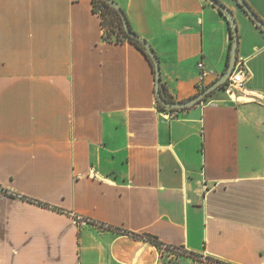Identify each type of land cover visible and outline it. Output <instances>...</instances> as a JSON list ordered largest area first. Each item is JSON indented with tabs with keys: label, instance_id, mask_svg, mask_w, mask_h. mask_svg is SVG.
Masks as SVG:
<instances>
[{
	"label": "crops",
	"instance_id": "1",
	"mask_svg": "<svg viewBox=\"0 0 264 264\" xmlns=\"http://www.w3.org/2000/svg\"><path fill=\"white\" fill-rule=\"evenodd\" d=\"M113 1L174 102L198 95L200 62L205 88L225 71L231 32L207 0ZM221 1L251 101L219 88L169 118L92 0H0V264L164 262L143 236L182 248L177 264H264V33Z\"/></svg>",
	"mask_w": 264,
	"mask_h": 264
},
{
	"label": "water",
	"instance_id": "2",
	"mask_svg": "<svg viewBox=\"0 0 264 264\" xmlns=\"http://www.w3.org/2000/svg\"><path fill=\"white\" fill-rule=\"evenodd\" d=\"M106 3L113 8L117 14L119 15L122 23L123 30L126 34V36L130 39H133L137 41L150 60L153 63V70H154V76H155V94L158 103L164 107L166 110H176V111H183L186 109H189L200 102H202L205 98H207L210 94H212L214 91L217 89L223 87H226L227 80L229 76L231 75L235 60L237 57V48H238V29H237V24L236 20L234 18L233 12L227 8L222 2L219 0H207L213 7H215L222 16L226 19L230 32H231V45H230V50H229V58H228V64L225 68V71L221 74V76L214 81L212 84H210L207 88H205L201 93L196 95L195 97L191 98L190 100L184 101V102H167L163 100L162 96L160 95V67H159V62L158 59L153 51V49L149 46V44L142 39L140 36L135 34L134 32L131 31V29L128 26V22L126 19V16L122 9L113 1V0H105ZM237 5L243 10V12L250 18V20L253 22V24L260 29L261 32L264 33V22L260 20L256 14L251 10V8L248 6V4L244 0H234Z\"/></svg>",
	"mask_w": 264,
	"mask_h": 264
},
{
	"label": "trees",
	"instance_id": "3",
	"mask_svg": "<svg viewBox=\"0 0 264 264\" xmlns=\"http://www.w3.org/2000/svg\"><path fill=\"white\" fill-rule=\"evenodd\" d=\"M92 11L94 13H97L99 15V17H100V24H101V27L103 29V39H104V41H106L108 43H112V42H114V43H122L124 41H127L129 43L134 44L144 54V56L148 60L150 66L152 67V70H153V63L150 60V58L148 57V55L146 54V52L144 51V49L142 48V46L137 41H135L133 39H130V38H128L126 36V34H125L124 30H123L121 19H120L119 15L117 14V12L113 8H111L106 3L105 0L101 1L99 3L95 2L94 0H92ZM98 11H100V12H98ZM223 18H224V16H223ZM224 20L226 21L225 18H224ZM226 24L228 25L227 21H226ZM128 26H129V24H128ZM129 28H130V26H129ZM228 28H229V25H228ZM229 31H230V28H229ZM113 36L115 37V39L112 38ZM230 39H231V37H230ZM230 45H231V43H230ZM230 45L228 47V52H227V56H226V66L228 64ZM204 89H205V87L201 88V89L198 88L197 89V94L201 93ZM220 89H226V87L222 86ZM159 91H160V95L162 96L163 100H165L167 102H174L173 98L170 97L167 94L165 88L162 85H160ZM206 99L207 98H205L202 102H205ZM157 106H158V109L160 111H166V109L164 107H162L158 103V101H157ZM169 112L170 113H176V115L179 113V111H176V110H169ZM28 201L35 202V201L29 200V199H28ZM36 203L38 205L42 206V207H45V208L48 207V205H46V204H43V203H40V202H36ZM123 233H126V232H123ZM133 236L138 238L137 235H133ZM140 238H145V240L148 243L154 245L158 250H160V248L162 246V244H160L157 241V239L154 238V237L143 236V237H140ZM208 261H209V264H226V263H223V262H221L219 260L211 259V258H208Z\"/></svg>",
	"mask_w": 264,
	"mask_h": 264
},
{
	"label": "built area",
	"instance_id": "4",
	"mask_svg": "<svg viewBox=\"0 0 264 264\" xmlns=\"http://www.w3.org/2000/svg\"><path fill=\"white\" fill-rule=\"evenodd\" d=\"M95 2H101L104 0H94ZM100 12V11H98ZM199 69V80L198 85L199 88H204V81L208 75L206 70L204 69V65L202 62L198 64ZM249 78V72L246 67V58L242 56H237L234 64L233 71L231 75L229 76L226 84V93L229 96H239L237 97L238 101H251V99H248L245 94V85ZM245 94V95H244ZM248 95V94H247ZM203 104V103H202ZM169 118L176 117V113H170ZM160 256L164 258V263L161 264H177L176 259L179 256V254L184 253L185 251L182 248H174L169 246L162 245L160 248ZM202 260H204V264H209L208 258L205 257Z\"/></svg>",
	"mask_w": 264,
	"mask_h": 264
},
{
	"label": "rangeland",
	"instance_id": "5",
	"mask_svg": "<svg viewBox=\"0 0 264 264\" xmlns=\"http://www.w3.org/2000/svg\"><path fill=\"white\" fill-rule=\"evenodd\" d=\"M247 17H248V16H247ZM248 18H249V17H248ZM249 19H250V18H249ZM237 29H238V27H237ZM238 35H239V33H238ZM112 38H113V39H115V37H114V36H113Z\"/></svg>",
	"mask_w": 264,
	"mask_h": 264
},
{
	"label": "flooded vegetation",
	"instance_id": "6",
	"mask_svg": "<svg viewBox=\"0 0 264 264\" xmlns=\"http://www.w3.org/2000/svg\"><path fill=\"white\" fill-rule=\"evenodd\" d=\"M220 2H222L221 0H219ZM223 3V2H222ZM224 4V3H223ZM225 5V4H224Z\"/></svg>",
	"mask_w": 264,
	"mask_h": 264
}]
</instances>
